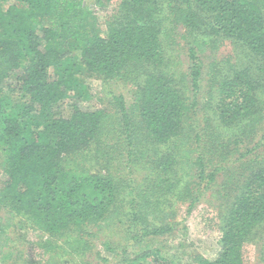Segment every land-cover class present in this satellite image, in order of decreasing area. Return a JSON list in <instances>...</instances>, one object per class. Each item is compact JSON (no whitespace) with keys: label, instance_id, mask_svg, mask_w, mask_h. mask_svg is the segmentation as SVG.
I'll return each instance as SVG.
<instances>
[{"label":"trees","instance_id":"obj_1","mask_svg":"<svg viewBox=\"0 0 264 264\" xmlns=\"http://www.w3.org/2000/svg\"><path fill=\"white\" fill-rule=\"evenodd\" d=\"M93 1L108 8L104 30L85 0H0V257L90 264L97 240L115 252L98 264H244V246L264 240V134L248 146L264 130V0ZM82 74L101 81L104 106L62 114L68 95L91 98ZM237 145L231 172L221 162ZM216 171L232 188L220 250L177 262L161 238ZM121 214L131 252L104 237ZM27 230L40 252L21 249Z\"/></svg>","mask_w":264,"mask_h":264},{"label":"rangeland","instance_id":"obj_2","mask_svg":"<svg viewBox=\"0 0 264 264\" xmlns=\"http://www.w3.org/2000/svg\"><path fill=\"white\" fill-rule=\"evenodd\" d=\"M85 4L89 5L91 7V10L95 12L96 20L98 21V24L102 30L105 29V20L107 18L108 14V8L105 11H100V9L94 5L93 0H85ZM180 31H182V28H180ZM182 43V42H181ZM182 45V44H181ZM227 48V46H225ZM183 53L180 54V58L183 59ZM84 83L87 85L89 88V92L91 93V98L83 100L79 99L76 96H73L72 94L60 101L62 108L58 110L61 111L62 114H68L72 108L73 104H76L77 106L81 108H95V107H101L103 105V101H106L105 94L103 92H100L101 88V81L97 80L89 75H84L82 74L80 76ZM8 80V79H7ZM8 85L12 84V80L7 81ZM114 88V91L117 92H122L124 95L125 99L129 101L130 94L126 92L125 89L119 88V87H114L111 86V89ZM71 93V92H70ZM104 96V99H99V97ZM257 135L255 136L254 140L252 143H250L248 146L251 145H256L258 141H260V138H262L264 134V130L261 129L259 132L257 131ZM262 142H259L258 145L253 149L254 151H258L257 148L259 147V144ZM242 146L237 145L235 147H232L231 152L229 154H226V159L225 161H222V165L226 168V170H235V165H240L238 158L240 157V153L242 152ZM260 149V147L258 148ZM261 151V150H260ZM218 154V152H216ZM79 160H78V159ZM73 162H77L80 166V168H85L88 171H102L105 172L104 169L100 168V164H96L94 161H91L90 163H87L84 161L81 157H77ZM219 155L218 158L215 161H220ZM241 160H244L242 158ZM75 163H72L71 167H74ZM108 167L116 171V175H121V172L123 171L122 166H118L115 162L109 163ZM137 168H135L136 170ZM238 169V168H237ZM230 171L227 172H221V171H216V182L213 186L210 188L204 190L205 194L204 197L200 199L194 205L192 210L190 212H184L186 205H181L184 206L182 210H179V215L175 218L176 220H181L182 222L178 225H176L171 233H168L164 235L161 238L160 244L165 246V251L170 255V258L175 257L178 258L177 262H184L186 260H191L193 259L194 255L196 253H200L203 256H206L207 258H214L217 256L219 250H220V231L218 228V219L216 215V211L218 209L219 203L222 202V205L225 204L226 201V195H229L232 188L231 185L227 187L225 190H221L219 186H217L218 183L221 181H224V179L228 176ZM0 177L1 176L0 174ZM134 177V173H133ZM221 192V195H219V191ZM225 195H224V194ZM217 205V207H215ZM181 212V214H180ZM121 218L123 219L121 222V225L124 227H121L119 225V222H116L115 226L116 228L114 229L113 233H109L110 229L108 227L104 228V237H108L106 239H109L112 241H115L118 243L120 240L121 243H123L127 247V252H131L132 248L130 247V244L132 242L131 240V233L134 232V230L127 232L126 236L123 235V230L125 231V225L123 222L126 221V217L122 216ZM127 224V222H126ZM184 225V226H183ZM114 226H112L113 228ZM184 227V228H183ZM179 229V230H177ZM36 232H33L32 230H27L26 236H25V241H23L20 245H22L23 250L25 249H31L32 251L35 252H40L39 247L35 244L37 241V236ZM259 237V236H258ZM111 238V239H110ZM103 239V238H99ZM31 242H33L34 245L31 246ZM182 243V244H179ZM96 246L94 249L88 254V257H85L87 261L90 262V264H98L100 260H98V256H104L112 259L113 263H115V259H113V254L115 252H112L110 250L104 249L102 245L97 244V240L95 242ZM120 245V243H119ZM119 245L116 247V251L120 250ZM143 246L140 245V248ZM139 248V247H138ZM136 248V249H138ZM138 252V250H136ZM45 255V254H44ZM57 257L60 260V264H62L61 261L64 260L65 257L61 258ZM67 258H69L67 256ZM180 259V260H179ZM76 258H72L69 261H74ZM143 259L141 260V264H153L151 260ZM244 264H264V240L260 238L254 240L251 243H248L244 246ZM16 260L12 263L11 260L4 261L0 257V264H14ZM16 264H19L17 262ZM68 264V263H66Z\"/></svg>","mask_w":264,"mask_h":264}]
</instances>
